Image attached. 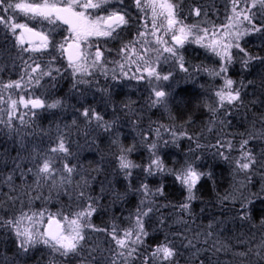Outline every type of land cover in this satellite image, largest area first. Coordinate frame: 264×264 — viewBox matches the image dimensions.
<instances>
[{
    "label": "snow or ice",
    "instance_id": "snow-or-ice-1",
    "mask_svg": "<svg viewBox=\"0 0 264 264\" xmlns=\"http://www.w3.org/2000/svg\"><path fill=\"white\" fill-rule=\"evenodd\" d=\"M117 2L122 4V0H117ZM110 3L111 0H0V30L14 37V47L18 51L13 59V66L17 60L21 65L17 79L0 80V105L4 106L0 107V125L6 127L9 133L20 134V128L13 123L14 120L18 121L21 127L26 128L34 123L32 118L37 114L34 110L56 109L63 105L62 98L46 103L45 99L34 94V90L41 86V81L45 78L52 81L50 87L55 88L57 76L61 75V69L53 67L57 57L51 55V52L66 59L65 71H70L73 78V89H77L78 84L93 82L87 78L97 74L103 75L113 82L109 87L101 89L109 97L110 102L111 88L123 86L124 83L132 81L137 84L146 83L150 86L147 106L167 109L173 94L166 91L158 82L168 81L173 74L169 72L162 75L158 67L162 61L172 60L180 71L188 73L181 49L186 43L191 42L220 58L218 68L202 69L210 76L220 77L223 80L222 85L213 93L216 98L215 107L207 105L212 115L215 116L223 109L226 118L231 115L230 109H239L244 106L241 96L242 83L238 84L237 81L228 78L227 73L233 64V49L242 54L240 62L245 69L253 61L264 60L262 57L249 54L240 43L246 36L256 33L264 34V21L259 25L256 23L257 13L264 15V0H229L225 22L217 26L205 20L203 23L208 24V27L185 23L184 19L180 18L178 3L175 0H134L135 7L142 14L140 27L132 40L122 44L117 53L120 59L106 61L104 51L101 50L99 44L84 42L89 41L91 37L115 38L118 35L117 30L129 24L128 13L121 9L109 10L107 6ZM101 11L106 14H98ZM191 14L200 17L201 8H193ZM204 15L207 16V13L205 12ZM33 24L36 26H32ZM61 25L67 26L69 35L61 41H56L54 36ZM105 51L109 50L105 49ZM25 54H27V59H25ZM45 54L51 55V59L42 60ZM108 63L114 64L115 67L109 69ZM193 70H197L195 66ZM109 73H111L110 77ZM26 93L28 98L25 97ZM14 94L16 98H13ZM44 94L41 93V95ZM21 107L28 111L21 112ZM123 109L129 113L135 111L132 103L124 104ZM113 113L114 118L106 120L104 115L95 108L85 107L80 115L88 125L94 124L97 129L114 136L112 143L118 150L116 156L118 169L129 183L124 193L113 190V203L126 199L129 192L138 193L142 197L135 212L127 217L128 226L121 227L113 221L109 230L92 224V216L102 207L100 197L88 194L90 183L84 176H81L79 181H74L73 173L77 171L76 166H70L67 163V158L73 155L65 143V136L68 133L61 132L56 138L55 146L40 149L33 145L30 151L25 145V136L21 134L20 148L27 152V156H21L18 152L16 157L11 158L14 167L4 176L2 183L7 184L10 191H15L14 174L19 172L22 179L31 174L34 177L33 183L36 189L47 185L50 192L55 189L66 193L71 187L76 193L77 204L74 210L71 208L65 210L61 207L56 212H52L47 208L33 210L30 207V200L27 211L22 208L19 214H13L7 219L0 216V228L10 231L15 237L17 255L22 257L38 245H43L50 250L53 257H75L79 259L80 264H136L137 261L139 264H177L176 257L179 253L167 236L162 242L151 247L147 255L141 252V248L147 250L149 247L146 239L150 233L145 228V218L149 217L154 209L158 210L156 198L164 195V185L161 182L159 187L153 189L148 183L141 182L138 187L132 188L133 170L141 168V165L129 158L137 150V145L135 143L128 146L122 144L119 131L120 119L115 116L114 105ZM75 123L74 120L73 124ZM131 123L134 127L137 126V121ZM216 124H219L221 129L226 127L225 120L213 119L209 121L210 126L207 130L211 132L212 126ZM161 128L164 133L172 137L173 142L181 137H187L186 132L177 133L173 128L164 125H158L152 129L155 138L151 141L147 133H138L140 144L149 153V160L143 166L142 171L146 176H155L158 173L170 175L174 182L186 192L184 202L174 207H177L180 212L191 214V202L198 198L196 194L198 184L202 178H210L212 174L199 170L194 161L188 160L178 168L166 167L158 154L160 146H166L169 143L163 140ZM188 138L191 139V137ZM257 138L264 139V131L249 133L248 138L241 139L235 146L232 139L218 138L216 144L210 147L217 150L215 155L221 160L234 165V173L247 175L257 164V156L249 147L250 142ZM203 147L205 146L196 144L197 149ZM233 151H237L239 155L231 157L230 154ZM196 159L198 160L199 157ZM25 160L33 165L26 171L23 168ZM104 191L102 186L101 192ZM39 198L37 196L34 199ZM8 199L14 202L16 198L9 196ZM231 199H234L231 194L220 198L221 203ZM257 199L264 201V196L257 197ZM253 203L254 200L251 199L241 202L240 219L250 218V205ZM180 222L187 223L182 218ZM160 223L163 224V218ZM219 223L224 222L219 221ZM261 223L264 224V218H261ZM207 227L209 231L196 234L194 239L197 242L201 235L204 236V244H208L212 239L213 224L209 223ZM86 230L106 233L110 238V246L107 249L89 247L88 255L84 256ZM186 246L194 248L193 256L197 257L202 252L230 250V246L220 240H214L211 248H197L193 240L189 239ZM97 251L99 254L93 255ZM252 251L249 249L247 252H239L235 255L247 258ZM254 254L258 261L264 262V241L256 246ZM0 264H20V262L0 252ZM49 264H57V261L50 259ZM198 264H204V260H199Z\"/></svg>",
    "mask_w": 264,
    "mask_h": 264
},
{
    "label": "trees",
    "instance_id": "trees-1",
    "mask_svg": "<svg viewBox=\"0 0 264 264\" xmlns=\"http://www.w3.org/2000/svg\"><path fill=\"white\" fill-rule=\"evenodd\" d=\"M175 2L178 3L180 18L187 24L208 27V24L203 23L208 20L218 26L225 22L228 14L229 0H175ZM126 3V7L116 5L117 9L128 13L129 24L113 38L111 50L115 52L120 49L121 44L133 39L142 17L134 5V0H127ZM195 7L201 8L200 17L191 14V10ZM205 12L207 16L204 15ZM262 21H264V15L258 12L257 25ZM0 38V44L7 50L0 53L2 61L0 80H15L19 76L21 65L17 60L13 66V59L17 55L14 40L9 42L1 35ZM54 39L63 40V33H55ZM240 43L241 47L252 56L264 58V34L256 33L246 36ZM190 44L193 46L192 50L181 49L185 50V67L188 68V73L180 71L177 65L172 64L170 67L171 61L165 62L167 64L161 68L163 73L173 74L165 86V90L173 94L167 109L147 106L149 92L146 83L137 84L132 81L135 85L124 83L123 86L111 88L109 102V97L101 89L113 84L110 78H90L93 82L86 88V94L80 92V84L77 85V89L72 88L73 78H57L55 88L50 87L52 81L49 79L45 78L41 81V86L34 90V94L41 96L46 103L62 98L63 105L56 109L34 110L37 113L32 118L34 123L26 128L21 127L19 122L14 120L13 123L20 128V134L9 133L6 127L0 125V216L7 219L13 214H19L22 208L27 211L30 200V207L33 210L47 208L49 211L56 212L61 207L65 210L75 209L76 193L71 187L66 193L55 189L50 192L47 185L36 189L33 183L34 177L28 174L22 179L19 172L14 174L15 191H10L8 185L2 183L4 176L14 167L11 158L16 157L18 152L21 156H27V152L20 148L21 134L25 136V145L30 151L33 145L40 149L55 146L56 138L61 132H65L68 133L65 136L66 146L73 154L67 158V163L70 166L75 165L77 169L73 173L74 181H79L81 176H84L90 183L88 194L100 197L102 207L92 216V224L98 228L110 230V224L115 221L121 227H127L129 224L127 217L135 212L142 197L138 193L129 192L126 199L113 203V190L124 193L129 183L118 169L116 159L118 150L112 143L114 136L97 129L94 124L88 125L80 115L85 107L95 108L104 115L106 120H111L114 118V105L115 116L120 119L119 131L122 144L137 145V150L129 158L141 165V168L133 170L132 188L135 189L141 182L148 183L153 189L159 187L161 182L164 185V195L156 198L158 210L154 209L153 213L145 218V228L150 233L146 239L149 247L147 250L141 248V252L147 255L151 247L162 242L167 236L179 253L176 257L177 264H198L199 260H204V264H264L258 261L254 254L256 246L264 241V224L261 223V218H264V201L257 199L264 196V182L262 183L264 139L257 138L249 144L257 156V164L247 175L234 173V165L221 160L215 155L217 150L210 147L216 144L218 138L232 139L235 146L241 139L248 138L249 133L264 131V123H262L264 121V60L253 61L245 69L240 62L242 54L236 49L232 50L233 64L229 67L227 76L238 84L242 83L241 96L244 106L239 109H230L231 115L226 118L223 109L213 116L207 105L215 107L216 98L213 93L222 85L223 80L220 77L210 76L202 69L218 68L220 58L216 55L209 56L205 48L197 47V44L191 42ZM51 55L57 57L53 67L65 70L67 67L65 60L55 52ZM49 59L51 56L49 57L48 54L42 57V60ZM193 66L197 69L196 71L193 70ZM42 92L45 94L41 95ZM127 103L133 104L134 112L129 113L123 109V105ZM27 111L28 109L21 112ZM213 119L225 120L226 127L221 129V126L216 124L209 132L207 130L210 126L209 121ZM74 120L75 124H73ZM132 121H137V126L134 127ZM158 125L173 128L177 133L181 131L187 133V137H181L173 142L172 137L164 133L161 128L163 140L169 141L166 146H160L158 153L166 167L178 168L188 160L194 161L199 170L212 174L210 178H202L198 184L196 193L198 198L191 202V214L180 212L177 207H174L184 202L186 192L174 182L170 175L158 173L155 176H146L142 171L149 160V153L140 144L138 133H147L151 141L155 138L152 129ZM197 143L205 147L197 149ZM230 155L236 157L239 153L233 151ZM197 157H199L198 160ZM28 167L33 165L25 160L24 170L26 171ZM102 186L105 189L103 193ZM226 194H231L234 199L221 203L220 198ZM9 196L16 198L14 202L8 199ZM37 196L40 198L34 199ZM246 199L254 200V203L250 205V218L240 219V204ZM80 204L82 206L83 202L81 201ZM160 205L164 206L159 207ZM161 218H163V224L160 223ZM181 218L187 223L180 222ZM219 221L224 223L221 224ZM209 223L213 224L211 230L214 236L208 244L203 243V235L197 242L194 237L197 233L203 234L209 231L207 227ZM85 235L84 256L88 255L89 247L107 249L110 246V238L104 232L86 230ZM189 239L193 240L197 248H211L214 240H220L229 245L230 250L202 252L198 254V257L193 256L195 249L186 246ZM249 249L253 251L247 258L235 255V253L247 252ZM0 252L14 257L20 264H49L50 259H55L57 264H80L79 259L75 257H53L50 250L43 245L21 257L17 255L15 237L3 228H0ZM98 254V251L93 253V255ZM136 264H139V261Z\"/></svg>",
    "mask_w": 264,
    "mask_h": 264
},
{
    "label": "rangeland",
    "instance_id": "rangeland-1",
    "mask_svg": "<svg viewBox=\"0 0 264 264\" xmlns=\"http://www.w3.org/2000/svg\"><path fill=\"white\" fill-rule=\"evenodd\" d=\"M126 1L127 0H122V4L121 3H118L117 2V0H111V3L107 6L108 8H109V10H115V9H117V4H119V5H121V6H127V3H126ZM90 11H92V10H90ZM95 14V13H94ZM98 14H106V13H104V12H100V13H98ZM18 22H21V21H18ZM139 27H140V23H139V26L137 27L138 29H139ZM122 29H125V26L122 28ZM122 29H118L117 30V32H119V31H121ZM138 29H136V31L138 30ZM133 30H134V28H133ZM132 30V31H133ZM123 31V30H122ZM59 32H61V33H63V35H64V37L65 36H68L69 35V33H68V31H67V28L65 27V26H63V25H61V27L60 28H58L57 29V31H56V33H59ZM0 34H4V35H8L9 36V39H10V41L11 40H13V37L11 36V34L10 33H6V32H4L3 30H0ZM12 42V41H11ZM15 42V41H14ZM114 41H113V38H96V37H91V38H89V41H87V42H84V43H93V44H99V46L103 43L104 45H105V49H110L109 47H107L108 45H110V44H112ZM128 42V41H127ZM125 43V42H124ZM123 43V44H124ZM121 46H122V44L120 45V48H121ZM197 47H200V48H202L200 45H197ZM14 48H16V47H14ZM187 48H189L190 50H192V48H193V46L190 44V42H188V43H186L185 45H184V47L182 48V49H187ZM16 50H17V48H16ZM102 51H104L103 49H101ZM18 51V50H17ZM118 51L119 50H117L116 52L114 51V53H112V54H110L109 55V53H107V52H105L104 51V59L106 60V61H116V60H119L120 59V57L118 56ZM184 51L185 50H181V54L184 56ZM205 51H206V53L209 55V56H211V55H215V54H213L212 52H210V51H208L207 49H205ZM169 61H171L172 63L170 64V67L172 66V64L173 65H176V63H174L172 60H169ZM66 62V61H65ZM66 64H67V62H66ZM165 64H167V63H165V62H161V64L159 65V67H158V71L162 74V75H166L165 73H163V70L161 69L162 68V66H164ZM107 67L109 68V69H112V68H114L115 67V65L114 64H112V63H108V65H107ZM58 68V67H57ZM66 69V68H65ZM61 74H66L65 76H58L57 78H72L71 77V75H70V71H65V70H61ZM110 75H111V73H109V77H110ZM91 78H105L103 75H100V74H97V75H95L94 77H91ZM172 78V77H171ZM46 79H48V78H46ZM87 79H90V78H87ZM161 86H163L164 88H165V86H166V84H167V81H160V82H158ZM91 84V83H90ZM129 84H132V85H135L133 82H130ZM81 85V87H80V92L81 93H85V91L87 90L86 88L89 86V84H80ZM148 88L150 87L149 85H147V84H145ZM86 94V93H85ZM25 97L26 98H28V95L27 94H25ZM13 98H16V96H15V94L13 95ZM0 107H2V105H0ZM23 110H26V109H23L22 107H21V111H23ZM38 110V109H37ZM244 174V173H243ZM257 176V175H256ZM264 182V180L262 181V183ZM41 247L42 245H38L37 247Z\"/></svg>",
    "mask_w": 264,
    "mask_h": 264
},
{
    "label": "flooded vegetation",
    "instance_id": "flooded-vegetation-1",
    "mask_svg": "<svg viewBox=\"0 0 264 264\" xmlns=\"http://www.w3.org/2000/svg\"><path fill=\"white\" fill-rule=\"evenodd\" d=\"M32 26H36L35 24H33ZM63 26H65L66 28H67V26L66 25H63ZM39 30V29H38ZM13 40H14V37H13ZM113 45L112 44H110V45H108L107 47H109L110 49H109V51H105V45L102 43L101 45H100V48L101 49H103L105 52H107V53H109V55L110 54H112V53H114L113 51L114 50H111V47H112ZM16 50V49H15ZM51 54H52V52H51ZM49 57L51 56V55H48ZM63 58V57H62ZM25 59H27V54H25ZM64 59V58H63ZM65 61H66V59H64ZM67 62V61H66Z\"/></svg>",
    "mask_w": 264,
    "mask_h": 264
},
{
    "label": "bare ground",
    "instance_id": "bare-ground-1",
    "mask_svg": "<svg viewBox=\"0 0 264 264\" xmlns=\"http://www.w3.org/2000/svg\"><path fill=\"white\" fill-rule=\"evenodd\" d=\"M0 35H1L2 37H6V39H8V41L11 42L10 39H9V37H8L7 35H4V34H3V35L0 34ZM0 41H1V38H0ZM4 51H7V50H6V49L0 44V53H1V52H4ZM1 62H2V61H1V59H0V65H1Z\"/></svg>",
    "mask_w": 264,
    "mask_h": 264
}]
</instances>
